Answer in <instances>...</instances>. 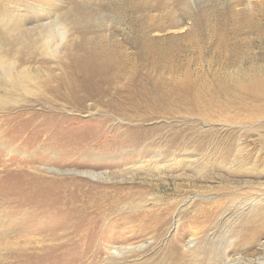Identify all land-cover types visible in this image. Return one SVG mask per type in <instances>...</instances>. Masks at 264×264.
I'll return each instance as SVG.
<instances>
[{"label": "bare ground", "instance_id": "bare-ground-1", "mask_svg": "<svg viewBox=\"0 0 264 264\" xmlns=\"http://www.w3.org/2000/svg\"><path fill=\"white\" fill-rule=\"evenodd\" d=\"M34 3L27 8L16 1L1 14L0 25L28 24L25 9L62 7L58 1ZM145 27H133L129 38L99 40V35L84 31L73 35L66 21L48 20L10 36L18 37L19 46L12 51L15 57L0 53V154L5 151L7 161L0 170L5 194L0 203L16 218L12 233L48 236L51 244L68 250L70 264L86 260L89 246H96L98 226L102 237L97 243L112 260L138 248L137 238L148 235L151 244H158L180 200L165 197L146 207L149 190L123 181L132 180L139 169L153 177L174 167L182 171L178 177L216 178L219 195L190 199L174 217L173 236L158 245L150 259L132 264H231L229 256L244 261L255 240L249 228H254L256 216L243 211L252 195L249 176L264 175L259 164L264 153V95L249 93V88L236 93L217 76L178 72V41L194 43L202 30L199 25L178 36L182 38L168 35L181 32L178 25ZM71 35L79 42L62 53L71 46ZM36 52L55 60L58 70L24 89L20 75L27 67L20 58ZM176 115L201 116L210 127L197 133L193 124L182 123L178 129L167 125L166 135L159 125L145 127L155 116ZM252 131L260 133L255 143L247 140ZM43 160L97 181L45 180L41 171L49 167L39 165ZM111 166L115 168L106 169ZM240 185L245 188L235 189ZM232 205L231 217H223ZM124 206L138 210L128 214ZM220 226L226 228L223 234ZM255 261L264 264V256Z\"/></svg>", "mask_w": 264, "mask_h": 264}, {"label": "rangeland", "instance_id": "rangeland-1", "mask_svg": "<svg viewBox=\"0 0 264 264\" xmlns=\"http://www.w3.org/2000/svg\"><path fill=\"white\" fill-rule=\"evenodd\" d=\"M16 1L25 3L24 6L27 8L29 4L36 5L34 2H40V4L44 2V0H0L1 18L2 13L14 8L12 5ZM54 1H58L62 7H52V9L49 8L50 10L38 12L25 9L23 10L24 20L28 24L35 21L52 20L51 17L59 11L60 15L55 20L66 21L73 35L84 31L88 33V36L99 35V40L106 36L110 40L129 38L133 27L155 28L168 24L178 25L180 29L182 27L181 32L171 31L168 33V35L176 33L177 38H182L178 36H182L192 27L199 25L202 30L196 35L194 43L178 41L180 43L177 51L179 57L174 62L179 66L178 72H200L202 76H205L204 78L217 76L227 82L236 93L242 94L243 89L249 88V93L264 95V0H48V2ZM73 35L68 38L71 40V46L67 50L64 49L62 53L72 50L79 42L77 39L73 40ZM17 39L18 37L9 36L5 41H3L4 39L0 40V53H6L11 58L15 57L12 51L19 46ZM127 46L132 47L130 43ZM25 54L21 55L20 58L25 61L22 66L27 67L26 72L20 75L22 76L20 83L21 86L25 87L24 89L34 88L35 83L42 76L51 70L53 72L58 70L55 66V60L47 59L39 52L33 56L32 54L31 56ZM262 117L260 122H264V115ZM182 123L195 125L194 131L197 133L210 127V124L204 122L201 116L184 117L180 115L171 119L155 116L145 123V127H157L159 125L162 135H166L167 128H164L165 126L172 125L173 129H178ZM213 127L215 129L220 128L218 125ZM113 133H118V130H111L110 134ZM259 135V131L249 132L247 140L255 143ZM2 138H0V143L3 141ZM163 143H166L165 140L162 141ZM253 146L255 150L259 149L257 145ZM1 152L0 170L4 159H6V152ZM18 153L11 152L10 154L18 157ZM259 157V164L264 166V153H260ZM85 158V156H79L81 161ZM93 161L95 160L90 162ZM135 162L127 165V167L134 165ZM39 165L49 167L48 170L41 171V173L45 180L50 178L49 181H54V183H62L60 180L64 181L68 177H74L73 180L75 181H97L81 174L61 170L64 167H59L54 163L49 165L45 160ZM112 168L115 167L111 166L106 169L111 170ZM164 171V174L155 173L153 177H146L143 174L144 170L139 169L137 176L132 180L123 181V184L137 185L149 190L146 207L150 206L152 202L159 203L165 197L180 200L175 206L173 216L171 215L167 229L158 244H151L148 235L137 238L134 240V244L138 248L125 254L122 258L116 257L119 260H112L104 246L97 243L102 234L98 230L100 227L98 226L93 234L94 239L98 237L96 241L94 240L96 246L93 248L91 245L89 246L91 250L89 249L86 260L78 259L71 264H113L114 261H118L119 264H132L135 259H150L154 256L158 245L173 236L176 231L174 217L180 209L188 205L190 199L205 200L211 197L216 198L219 195L217 179L214 177L207 180L197 177L185 178L183 175L178 177L177 175L181 174L182 171L174 167L166 168ZM249 181H251L249 190L252 195L249 200V207L245 206L243 211L247 215L249 210V215L253 213V216H256L253 223L254 228H249V236L254 237L255 240L249 246L246 259L237 263L239 260H236L235 256H229L231 257L229 258L231 264H256L255 258L264 256V175L258 179L249 176ZM257 181L263 182V184H259ZM244 188L240 185L235 189ZM4 197V192L0 190V198ZM7 207V205L0 203V264H70L67 260L69 258L68 250L57 248L51 244L48 236L38 235V233L30 234L31 236H15L12 232L15 229L16 218L8 212ZM234 207L233 205L230 206L224 212L223 217H231ZM137 210L132 206H124L122 209L123 212L129 211L128 214ZM41 227L37 224V228L40 229ZM220 228H218L219 233L223 234L226 228L224 226H220ZM186 234H189V231H186ZM209 234L212 235V232ZM147 242H149L148 245L143 247L142 244ZM65 254H67V258ZM221 261L220 264L226 263L224 260V262Z\"/></svg>", "mask_w": 264, "mask_h": 264}, {"label": "clouds", "instance_id": "clouds-1", "mask_svg": "<svg viewBox=\"0 0 264 264\" xmlns=\"http://www.w3.org/2000/svg\"><path fill=\"white\" fill-rule=\"evenodd\" d=\"M59 15H60V12L58 11L51 17V19L55 20ZM44 22L46 23L47 21H44ZM37 23H40V21H35L32 24L0 25V40L7 39L12 34L18 33L24 29L34 28Z\"/></svg>", "mask_w": 264, "mask_h": 264}]
</instances>
